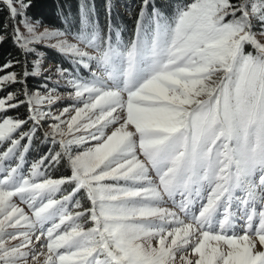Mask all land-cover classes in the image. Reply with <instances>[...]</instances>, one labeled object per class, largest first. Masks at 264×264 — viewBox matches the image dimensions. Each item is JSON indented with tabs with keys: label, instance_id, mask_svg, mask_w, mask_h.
I'll list each match as a JSON object with an SVG mask.
<instances>
[{
	"label": "snow or ice",
	"instance_id": "obj_1",
	"mask_svg": "<svg viewBox=\"0 0 264 264\" xmlns=\"http://www.w3.org/2000/svg\"><path fill=\"white\" fill-rule=\"evenodd\" d=\"M0 3L8 11L0 43L10 38L24 57L23 63L9 59L0 65V190L11 184L13 193L0 205V217L19 199L26 208L19 209L23 220L17 223L28 229L13 233L0 224V264H264V121L235 158L237 186L229 193L209 189L195 201L181 197L177 205L173 197L174 207H161L164 201L147 179L151 169L137 156L139 141L152 131L142 126L141 112L171 111L173 95H182L190 80L221 68L229 75H258L264 84V0H192L176 6L171 19L153 0H141L137 35L146 22L163 31L175 67L171 78L160 80L159 92L132 97L123 122L110 104L91 102L78 82L72 41L80 34L41 29L42 22L28 15L31 0ZM82 23L89 25L83 10ZM48 47L71 56L70 68L54 70L56 81L53 70L42 71L41 50ZM29 76L43 77L36 91L28 88ZM16 84L21 87L7 91ZM61 86L74 103L55 112L52 106L65 99L57 94ZM22 105L25 116L9 114ZM45 121H51L47 130ZM41 132L53 148L25 174L26 155ZM62 162L69 175L48 174ZM26 192L43 195L25 198ZM5 236L16 242L9 245Z\"/></svg>",
	"mask_w": 264,
	"mask_h": 264
},
{
	"label": "rangeland",
	"instance_id": "obj_2",
	"mask_svg": "<svg viewBox=\"0 0 264 264\" xmlns=\"http://www.w3.org/2000/svg\"><path fill=\"white\" fill-rule=\"evenodd\" d=\"M119 9L122 7L119 6ZM122 11L128 12L126 9ZM44 28L65 32L73 38L80 34L72 41L77 45L73 59L76 62L75 75L79 77L78 82L82 85V90L88 91L91 102L110 104L111 108L108 110L115 112L122 122L123 108L132 97L142 91L159 92L160 80L171 78L175 67L171 63L174 58L169 54L171 46L165 33L148 23H145L143 30H140L139 35L136 33L134 40L128 45L112 43L98 30L91 32L88 26L78 33L41 24V29ZM56 42V39L50 41L51 44ZM51 49L53 50L48 47L41 50L42 71L44 75H49L48 70H53L51 79L56 81L59 77L54 70L61 64L54 61ZM67 57L71 60V56ZM28 60L32 62L35 57L30 55ZM42 80L43 77H37L35 85L27 84L29 90L36 91ZM20 87L21 85L16 84L9 90L14 91ZM262 87L264 84L258 75H229L227 71L215 68L202 78L184 84L182 95H173L174 107L171 111L164 114L141 112L142 126L152 131L139 141L137 156L151 169L147 179L156 186L164 201L161 207H174L173 197L178 205L181 197L185 201H195L200 194H207L209 189H214L215 194L234 190L238 175L233 168L235 158L246 143L256 139L261 122L264 121ZM68 91L64 86L57 89V94L65 99L53 105V111L58 112L74 103L66 98ZM20 99L24 97L21 96ZM46 108V105L42 106L43 110ZM17 113L20 115L19 111L9 114ZM50 122H44L43 130L48 129ZM52 147L50 141H43L42 132L38 133V138L33 141L26 155L24 173L27 174L31 162L38 160ZM73 150H76L75 146ZM141 152L148 155H141ZM47 172L53 178L65 176L64 173L60 175V165L48 168ZM21 187L22 180L14 191L19 193ZM9 189H12L11 184L0 190V205L13 194ZM29 195L43 194L24 193L25 198ZM20 208H26V203L14 200L11 210L0 217V224L5 231L21 233L28 230L17 223L18 220H23ZM175 210L179 211V208L176 207ZM4 241L9 245L16 242L10 236H5Z\"/></svg>",
	"mask_w": 264,
	"mask_h": 264
},
{
	"label": "trees",
	"instance_id": "obj_3",
	"mask_svg": "<svg viewBox=\"0 0 264 264\" xmlns=\"http://www.w3.org/2000/svg\"><path fill=\"white\" fill-rule=\"evenodd\" d=\"M153 2L165 17L171 19L175 15L176 6L191 3L192 0H153ZM31 3L32 7L28 9L29 17L34 21H41L43 25L71 33L81 32L85 27L82 23L83 10L87 12L88 29L92 30L91 32L98 30L97 32L104 34L112 43L121 42L128 45L134 40L136 35L135 24L141 0H31ZM119 6L122 7L121 10ZM108 8H110V13ZM124 9L128 12L122 11ZM149 12H151V8ZM7 17V9L0 3V35L6 34L3 32L2 26ZM9 23L11 22L9 21ZM109 25H111V30H109ZM51 51L54 52V61L66 69L71 67L70 59L66 55L60 54L55 49H51ZM9 59H18L21 63L24 61L20 50L13 45L10 38L0 43V65ZM20 69L21 67L17 65L14 70ZM12 70L9 69L8 71ZM2 74L0 73V75ZM27 80V84L33 86L37 77L29 76ZM7 91L10 90L7 89ZM2 95L3 93H0V96ZM15 111H19L21 116H25L27 114V105H22L20 108L13 110V112ZM60 167L62 169L60 175L63 173L68 175L70 173L63 162Z\"/></svg>",
	"mask_w": 264,
	"mask_h": 264
}]
</instances>
